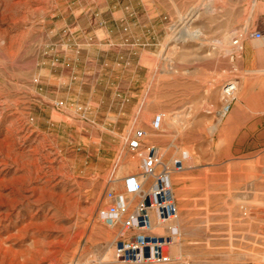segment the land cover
Returning <instances> with one entry per match:
<instances>
[{"label":"rangeland","instance_id":"1","mask_svg":"<svg viewBox=\"0 0 264 264\" xmlns=\"http://www.w3.org/2000/svg\"><path fill=\"white\" fill-rule=\"evenodd\" d=\"M250 1L0 0V264H131L103 216L142 179L137 131L171 168V264H264Z\"/></svg>","mask_w":264,"mask_h":264},{"label":"built area","instance_id":"2","mask_svg":"<svg viewBox=\"0 0 264 264\" xmlns=\"http://www.w3.org/2000/svg\"><path fill=\"white\" fill-rule=\"evenodd\" d=\"M250 36L253 40L264 41V17L260 27ZM61 105V102L56 104L57 107ZM158 126L159 119L154 122V127ZM143 138L144 132L137 131L128 142L129 150L141 157L142 179L135 176L125 179L130 196L109 194L111 204L104 213L103 222L110 227L121 224L116 251L123 263L171 264L173 260L168 248L176 244L179 237L178 229L170 225L178 219L170 178L171 168L159 160L154 147L142 149ZM181 168V162H175L173 169L178 171ZM155 227H163L166 233H155Z\"/></svg>","mask_w":264,"mask_h":264},{"label":"crops","instance_id":"3","mask_svg":"<svg viewBox=\"0 0 264 264\" xmlns=\"http://www.w3.org/2000/svg\"><path fill=\"white\" fill-rule=\"evenodd\" d=\"M253 2H254L255 5L257 4V0H251L250 1L251 4H253ZM260 2L262 4H264V2H262V0H260ZM255 5H254V7H255ZM262 44H264V41H262V40H253V44H252L251 48H253L256 52L260 53L261 52V48H262ZM246 51L249 52L250 51V48L248 47ZM242 96H243V92L240 93L237 97L238 98H242ZM152 217H153V215H152ZM157 228L158 227H155L154 228V231ZM138 233H140V232H138ZM165 233H166V230H164V228H163V234H165ZM170 249H171V247L168 248V251H170Z\"/></svg>","mask_w":264,"mask_h":264},{"label":"bare ground","instance_id":"4","mask_svg":"<svg viewBox=\"0 0 264 264\" xmlns=\"http://www.w3.org/2000/svg\"><path fill=\"white\" fill-rule=\"evenodd\" d=\"M254 5H255V4H254V2H253L252 6L254 7ZM231 89H232V88L229 87V89H227V91H230ZM225 111H226V108H224V112H225ZM134 163H135L134 161H131V165H134Z\"/></svg>","mask_w":264,"mask_h":264}]
</instances>
